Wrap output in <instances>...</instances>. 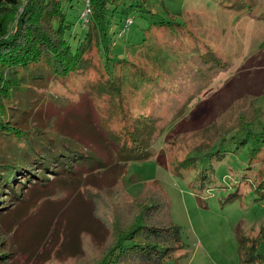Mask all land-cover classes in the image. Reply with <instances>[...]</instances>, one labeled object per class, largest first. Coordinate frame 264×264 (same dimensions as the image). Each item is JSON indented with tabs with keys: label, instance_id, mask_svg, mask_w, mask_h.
<instances>
[{
	"label": "rangeland",
	"instance_id": "rangeland-1",
	"mask_svg": "<svg viewBox=\"0 0 264 264\" xmlns=\"http://www.w3.org/2000/svg\"><path fill=\"white\" fill-rule=\"evenodd\" d=\"M243 2L144 0V9L128 11L132 22L121 33L125 17L118 12L110 16L102 49L91 47L89 78L102 76L104 67L112 70L119 59L123 67H135L134 75L122 71L125 104L135 113L157 118L162 131L154 138V154L128 162L120 179L122 163L114 161L109 164L120 167L115 172L95 173L104 180L98 185L89 183L79 192L77 187L55 188L45 198L36 192L23 209L13 197L6 199L4 194L11 193L6 189L0 196L8 205L7 214L0 217V252L8 254L0 264H98L114 244L116 231L129 226V212L136 206L132 198L148 195L168 209L156 208L152 217L167 216L181 229L185 246L177 252L182 255L179 264H241L237 232L251 237L264 233V190L257 189L264 181V144L258 147L252 139L243 147L235 140L219 142L224 136L264 128V0ZM83 3L72 0L67 8V18L77 29ZM143 70L157 75L131 84L127 77L139 80ZM83 82L71 76L40 84L56 99L75 106ZM252 106L253 118L210 137V131L246 117ZM83 114H75L70 129L92 140L98 132ZM36 121L42 127L48 124L46 115L26 118L29 125ZM58 123L68 121L60 117ZM101 124L117 127L115 121ZM206 135L208 146L202 140ZM217 149L225 152L221 160L202 157L200 168H214L203 188L197 171L176 173L177 158ZM104 154L113 160L109 152ZM31 171L38 176L43 170ZM52 178L46 171L43 179L34 180L47 185Z\"/></svg>",
	"mask_w": 264,
	"mask_h": 264
},
{
	"label": "trees",
	"instance_id": "trees-1",
	"mask_svg": "<svg viewBox=\"0 0 264 264\" xmlns=\"http://www.w3.org/2000/svg\"><path fill=\"white\" fill-rule=\"evenodd\" d=\"M71 1L0 0V196L6 189L11 191L10 195H4L8 201L12 197L17 200V208L26 207L36 192L45 198L53 194L55 188L63 190L71 186L77 187L79 192L89 183L98 185L104 180L97 179V171L110 169L115 172L118 167L109 162L122 163L118 170L120 179L128 162L153 156L154 138L162 131V128L158 130L155 116L144 111L135 113L125 104L122 71L126 68L134 75L135 67H123L124 63L119 59L112 70L104 67L102 76L89 78L91 47L97 44L102 49L101 45L109 33L110 16L118 12L126 20L130 18L129 10L144 9V0H88L90 12L85 24L81 18L84 0L79 12V29L67 18ZM164 22L172 24L168 20L159 21L161 24ZM156 72L143 70L139 80L131 76L127 78L131 84L142 83L144 78L156 77ZM71 76L82 77L85 81L80 103L75 106L56 99L40 84L71 79ZM37 86L42 88L36 90ZM80 112L88 115L89 122L96 127L98 135L92 140L76 136L77 132L70 129L75 114L80 115ZM30 114L32 117L46 115L47 126L42 127L38 121L29 125L26 118ZM254 114L252 106L246 117L240 116L236 123L210 131V137L216 136L222 129L238 127L253 118ZM93 115L97 117V123L93 122ZM60 117L68 124H59ZM106 120L115 121L117 127L102 125ZM207 135L202 139L204 146L211 141H207ZM251 139L258 147L264 144V128L258 132L224 136L219 143L235 140L243 147ZM106 152H109L112 161L107 160ZM204 156L209 161H219L225 152L217 149L177 158L176 173L190 169L197 171L199 187L203 188L205 179L214 171L211 164L200 168ZM33 167L43 170L42 173L35 175L31 171ZM46 171L53 174V183L45 185L34 180L43 179ZM257 189L264 190L263 180L257 184ZM150 198V195L142 196V199L132 198L136 206L129 212L133 215L129 218V226L116 231L114 244L98 264H165L170 260L179 264L178 259L182 255L177 252L185 246L181 229L170 223L167 216L159 220L152 217L156 208L168 209L166 204L161 206ZM7 207L4 202L0 205V212H5L0 217L7 214ZM236 238L241 250L243 248L241 264H264V233L251 237L237 232ZM5 253L0 252V258L8 254Z\"/></svg>",
	"mask_w": 264,
	"mask_h": 264
},
{
	"label": "built area",
	"instance_id": "built-area-1",
	"mask_svg": "<svg viewBox=\"0 0 264 264\" xmlns=\"http://www.w3.org/2000/svg\"><path fill=\"white\" fill-rule=\"evenodd\" d=\"M89 12H90L89 1L85 0L84 8L81 11V18H82L84 24L88 21ZM131 22H132V18H126L121 32L124 31L125 27L128 26Z\"/></svg>",
	"mask_w": 264,
	"mask_h": 264
}]
</instances>
